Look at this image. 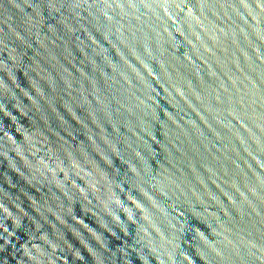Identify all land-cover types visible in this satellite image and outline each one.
Returning <instances> with one entry per match:
<instances>
[{
  "label": "water",
  "instance_id": "obj_1",
  "mask_svg": "<svg viewBox=\"0 0 264 264\" xmlns=\"http://www.w3.org/2000/svg\"><path fill=\"white\" fill-rule=\"evenodd\" d=\"M0 264H264V0H0Z\"/></svg>",
  "mask_w": 264,
  "mask_h": 264
}]
</instances>
